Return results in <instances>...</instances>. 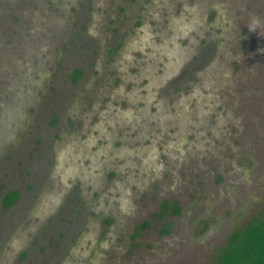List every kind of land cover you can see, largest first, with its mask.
<instances>
[{"label":"rangeland","instance_id":"374dc122","mask_svg":"<svg viewBox=\"0 0 264 264\" xmlns=\"http://www.w3.org/2000/svg\"><path fill=\"white\" fill-rule=\"evenodd\" d=\"M263 211L264 0H0V264H213Z\"/></svg>","mask_w":264,"mask_h":264},{"label":"trees","instance_id":"16d2710c","mask_svg":"<svg viewBox=\"0 0 264 264\" xmlns=\"http://www.w3.org/2000/svg\"><path fill=\"white\" fill-rule=\"evenodd\" d=\"M81 73V69H76L73 79L77 80ZM18 196L16 191L7 192L3 198L4 207L11 206ZM168 208H171L174 213L180 214L181 210L178 204L170 207L168 201L162 203L161 211L158 214L160 215ZM169 230V224H164L161 232L167 233ZM213 264H264V211L260 216L253 218L243 227L231 233L227 243L217 249Z\"/></svg>","mask_w":264,"mask_h":264}]
</instances>
